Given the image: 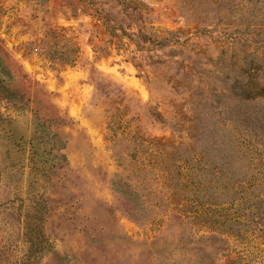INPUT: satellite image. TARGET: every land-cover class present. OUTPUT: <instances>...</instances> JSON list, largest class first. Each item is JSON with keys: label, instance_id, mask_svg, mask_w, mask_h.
Here are the masks:
<instances>
[{"label": "rangeland", "instance_id": "374dc122", "mask_svg": "<svg viewBox=\"0 0 264 264\" xmlns=\"http://www.w3.org/2000/svg\"><path fill=\"white\" fill-rule=\"evenodd\" d=\"M0 264H264V0H0Z\"/></svg>", "mask_w": 264, "mask_h": 264}]
</instances>
